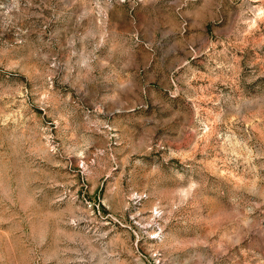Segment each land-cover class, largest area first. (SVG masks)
Returning a JSON list of instances; mask_svg holds the SVG:
<instances>
[{"label":"rangeland","instance_id":"rangeland-1","mask_svg":"<svg viewBox=\"0 0 264 264\" xmlns=\"http://www.w3.org/2000/svg\"><path fill=\"white\" fill-rule=\"evenodd\" d=\"M0 264H264V0H0Z\"/></svg>","mask_w":264,"mask_h":264}]
</instances>
